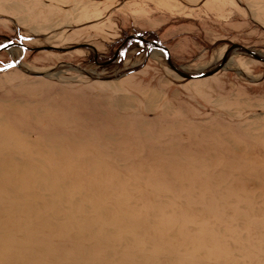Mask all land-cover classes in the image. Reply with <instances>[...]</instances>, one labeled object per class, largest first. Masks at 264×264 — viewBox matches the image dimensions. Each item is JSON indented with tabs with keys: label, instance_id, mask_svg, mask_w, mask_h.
<instances>
[{
	"label": "rangeland",
	"instance_id": "rangeland-1",
	"mask_svg": "<svg viewBox=\"0 0 264 264\" xmlns=\"http://www.w3.org/2000/svg\"><path fill=\"white\" fill-rule=\"evenodd\" d=\"M135 35L188 73L264 55V0H0V47L103 62ZM11 50L0 69L60 71L0 73V264H264L263 62L184 82L159 53L107 82L83 71L147 46L106 68Z\"/></svg>",
	"mask_w": 264,
	"mask_h": 264
},
{
	"label": "water",
	"instance_id": "water-1",
	"mask_svg": "<svg viewBox=\"0 0 264 264\" xmlns=\"http://www.w3.org/2000/svg\"><path fill=\"white\" fill-rule=\"evenodd\" d=\"M132 41H141L142 43H144V45L147 46V55L145 56V60L141 63V65L135 66L130 68L129 70L126 71H121V72H116L115 74L112 76H101L99 73H88L86 71H83V73H85L88 77H90L91 79L95 80H99V81H114V80H119L122 77L134 73L137 70H140L142 67H144L147 62L149 61V59H151V57L154 54H159V53H165L166 57H167V63H168V67L169 70H171L179 79H181L184 82H193V81H199V80H203L206 78H211L212 76L226 70L225 66L228 65V62L230 61L231 57L233 56L232 54H236V52H240L241 54H245L248 55L249 57H251L252 59L259 61V62H263L264 63V55L261 54L260 51H258V49L256 48H250V47H246L240 44H234L229 42V47L226 51V53L223 54V57L217 61L216 63H214L213 65L209 66L208 68H205L203 71H199V72H192V73H188L185 72L184 70H181L174 62L173 57L171 56V51L168 47H166L164 44H162L161 41L158 40L157 41H148L146 39H144L142 36L140 35H135V36H131L129 37L126 41L125 44L121 45V47L116 51V53L114 54V56L112 58H110V60L108 61H103L100 62L99 59V54L98 51L95 47L91 46V45H87V44H82L76 47H72L70 49H58L54 47H42L38 48V49H29L28 46L24 45V44H15V45H9L6 47H0V54L5 53H13L15 54V51H12L11 48L14 46H22L24 53L27 50H34V51H42V50H48V51H72L75 49H81V48H85V49H89L94 51L95 53V60H96V64L100 67V68H106V67H110L116 63H120V58L121 55L123 54L125 48L127 47V45H129ZM10 49V50H8ZM4 50V51H3ZM22 58V57H21ZM19 59L17 61V63L15 62L14 64L10 65V66H5L3 67V69H0V73L7 70L10 67H17L19 69H22L24 72H26L29 75L32 76H37V77H50L52 74H56V72L60 71V67H57L53 70H50L48 72H44L42 73H34L32 71H30L29 69L25 68L22 63V59Z\"/></svg>",
	"mask_w": 264,
	"mask_h": 264
},
{
	"label": "bare ground",
	"instance_id": "bare-ground-1",
	"mask_svg": "<svg viewBox=\"0 0 264 264\" xmlns=\"http://www.w3.org/2000/svg\"><path fill=\"white\" fill-rule=\"evenodd\" d=\"M18 48H20V49H23V48H22V46H19ZM217 57H218V56H217ZM221 57H222V55H221V56H219V58H218V59L220 60V59H221ZM216 62H217V61H216ZM229 64H230V63H229Z\"/></svg>",
	"mask_w": 264,
	"mask_h": 264
}]
</instances>
